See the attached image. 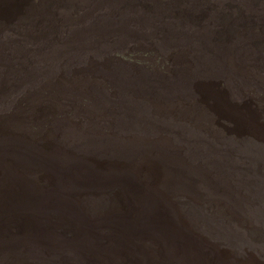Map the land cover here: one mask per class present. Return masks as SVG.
I'll return each instance as SVG.
<instances>
[{"label":"rangeland","instance_id":"1","mask_svg":"<svg viewBox=\"0 0 264 264\" xmlns=\"http://www.w3.org/2000/svg\"><path fill=\"white\" fill-rule=\"evenodd\" d=\"M0 264H264V0H0Z\"/></svg>","mask_w":264,"mask_h":264},{"label":"bare ground","instance_id":"2","mask_svg":"<svg viewBox=\"0 0 264 264\" xmlns=\"http://www.w3.org/2000/svg\"><path fill=\"white\" fill-rule=\"evenodd\" d=\"M147 225V224H146Z\"/></svg>","mask_w":264,"mask_h":264}]
</instances>
